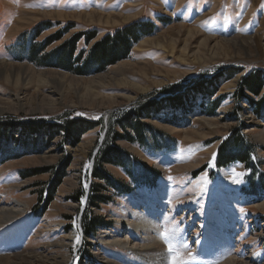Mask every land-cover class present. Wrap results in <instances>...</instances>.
<instances>
[{
  "label": "rangeland",
  "instance_id": "374dc122",
  "mask_svg": "<svg viewBox=\"0 0 264 264\" xmlns=\"http://www.w3.org/2000/svg\"><path fill=\"white\" fill-rule=\"evenodd\" d=\"M90 10L128 19L105 25L75 17ZM141 20L148 22L147 34L130 47L126 58L110 65L103 60L99 66L88 60L84 75L46 65L58 64L57 53L74 41L81 67L104 35ZM186 28L198 32L187 42L190 56L203 51L206 38L211 39L206 49L214 40L253 41L254 53L239 57L207 53L202 62L191 58L182 62ZM90 34L93 38L87 40ZM148 39L156 43L138 47ZM44 56H49L45 63L36 61ZM2 59L79 79L119 72L129 77L131 85L109 82L98 91L124 103L122 107L74 104L49 113H0V207L14 202L27 206L15 222L0 228V257L15 260V255L54 252L62 264L64 260L100 264L94 254L99 250L124 264H141L133 253L103 246L100 235L112 236L118 229L124 238L130 231L118 227L113 218L127 216L123 210L134 211L133 202L149 197L163 210L157 218L161 237L168 238V243L162 238L168 264L177 255L187 264H220L231 256L240 264H264V146L256 139L264 133V119L253 113L250 103L264 96V85L258 96L245 87L250 73L264 81V0H0ZM132 83L147 90L142 92ZM34 86L30 84L19 96L30 94ZM16 93L12 84L0 79L1 102L12 104L11 95ZM128 97L134 99L127 102ZM139 105L143 110L137 122L154 129L144 131L146 145L131 129L117 126L126 125L125 119ZM63 121L92 125L79 129L77 135L51 125ZM111 124L112 142L105 148ZM125 135L133 141L121 138ZM231 136L247 142L249 152L240 139L227 144ZM112 145L126 154L122 159L128 164L122 159L115 165L101 163ZM221 147L223 157L246 151L248 160L215 167ZM94 171H101L109 181L94 179ZM14 185L17 188L12 189ZM81 189L84 197L74 200ZM89 219L98 222L85 234L83 224ZM210 224H217L220 232L210 231ZM130 235L131 241L138 239ZM62 238L66 248L50 250Z\"/></svg>",
  "mask_w": 264,
  "mask_h": 264
},
{
  "label": "bare ground",
  "instance_id": "6f19581e",
  "mask_svg": "<svg viewBox=\"0 0 264 264\" xmlns=\"http://www.w3.org/2000/svg\"><path fill=\"white\" fill-rule=\"evenodd\" d=\"M58 15L60 17L62 16V14H58ZM76 15L75 17H77L78 19L83 17L90 21L96 20L99 23H104L105 25L116 24V22H119L117 21L118 19L121 20L128 19V17H122V15L120 14L115 15L113 13H107L103 15L101 14V12L96 13L93 10H90L88 13H84L83 15H77V16ZM181 27H178V31L181 30ZM197 33L198 32L195 28H188L186 30V37L183 45L184 47L179 57V59H181L182 62H186V61L188 62L187 58H191L192 60H195V62L197 61L202 62L203 59H205L207 53L212 55L224 56L225 53L227 52L230 54H234L235 56L238 57L244 55H251L254 53V52L251 53L252 52L251 49L254 48L252 44L253 41H250L251 43H245L244 40L241 41L237 37L231 40H221V39L214 40L213 46H211L210 48L208 47L209 49L208 48L206 49V43L211 40L210 38H206L202 40L205 47L203 51L201 52L198 50L196 51L195 54H192V56H190L186 52L187 49L186 46L188 45L187 42L189 41V38L193 37ZM150 40L151 39L141 41L138 47L143 48V46H146L148 44L156 43V42L151 43ZM173 42L174 41H171L170 43L172 44ZM158 45L160 46L159 43ZM172 46L173 45H171V51L173 50ZM224 47L228 48L230 51L227 50L223 51L225 50ZM231 48L233 49V51L231 50ZM127 66H131V65H126V67ZM118 73L119 72H114L112 73L113 75L111 76L110 74H104V75L98 74L93 77L79 79V78L67 76L66 74L60 72L42 71V70L37 71L29 67L28 65L21 63H14L2 59L0 60V79L3 80V82L6 84H12L14 88L17 90V93L11 95V97L14 99L13 103L11 102L12 104H6L4 102H1L0 100V113H4L5 111L7 112L13 111L16 113L21 112L25 114L34 113V112L49 113L53 110L55 111V109L58 106L65 107L66 109H68L72 107L74 104H78L79 106L87 105V104L88 105L95 104L99 107L103 106V104H107L108 105L107 109H111V107L112 106L114 107L115 106L114 104L117 103L116 107H122L124 106V103H120L119 101H116V99L106 98L102 96V93L101 94H99L100 92L98 93V91L103 87H105L104 85L108 84L109 82L113 84L118 83L123 86L131 85L129 84L131 82L129 80V77L126 78L122 74L119 75ZM141 75H143V73ZM113 76L114 77L117 76V77L114 78ZM127 80H129V83L127 82ZM33 83L35 84L34 86L35 90L30 94L24 93L20 97L19 95H21L24 91H27L28 86ZM78 84H85V86L80 88L79 86H77ZM132 86L138 90H141L142 92H145L147 90L146 88L142 89L139 86L141 88L140 89L137 87V85L136 86L133 85V83ZM44 88L50 89L51 92H45ZM133 99H134L133 97H128L126 101L130 102ZM96 101H98V103H96ZM256 139L258 140V142H260V144L264 146V133L260 134L259 136H256ZM68 186L69 189L73 188V184L71 183ZM11 188L15 189L17 188V186L14 185L11 186ZM133 203H134L133 206L135 207L134 211H129L128 213L127 211L124 210L122 211L124 214H126L129 217V219L127 218V216L123 217L121 215L113 218L115 221L117 220V222L115 223L118 227H121L122 230L123 229L125 230V228L127 227V230L125 231L127 232L130 231V233H125L123 238V236L119 237L118 232L120 230L118 229H115L114 234H112V236H107L104 234L105 232H102V234L104 235H100L101 244L106 247H117L120 250H124L125 252L133 253L134 255L137 256V258L139 259V263L141 264H168L169 256L167 250L164 247V242L161 237V229L160 226L158 225V218H157L161 215L163 211V210L161 211L162 207L161 206L156 207L157 204H155L153 200H150L149 197L139 198L137 201ZM26 209H27L26 205L15 202L11 206L0 207V228L15 222L18 219V217H20L27 211ZM209 227L211 228L210 231L214 230L216 233L220 232V228L217 229L218 227L217 224H210ZM228 230L229 228L227 229V231ZM227 231L226 233L229 236L230 233H228L229 231L228 232ZM130 234H133L134 237L136 236L138 239L131 241ZM173 236L176 237L177 235L175 234ZM170 241L173 240L170 239ZM64 242L66 241L65 239L62 238V241L60 243L52 244L50 250L51 249L54 250L57 248L65 249L67 243ZM97 252L100 253L99 250H97ZM97 252L94 254L96 258L100 261V264H124L120 261H116L112 259V257L109 258V256H104V255L102 256V253L97 254ZM52 254L49 255L44 253L36 254V255H32L29 253L24 255L20 254L14 256L15 260H11L8 257H0V264H62L61 262H59L58 259H56L59 255H54V254L52 255ZM231 257L225 259L220 264H240L236 262L237 260H234ZM64 264H66L65 260H64Z\"/></svg>",
  "mask_w": 264,
  "mask_h": 264
},
{
  "label": "trees",
  "instance_id": "16d2710c",
  "mask_svg": "<svg viewBox=\"0 0 264 264\" xmlns=\"http://www.w3.org/2000/svg\"><path fill=\"white\" fill-rule=\"evenodd\" d=\"M147 23L148 22L146 20L133 22L130 25H128L127 27L116 29V30L112 31L111 33L104 35V37L100 40V42H98L89 51L90 53L87 56V61H86L87 63L83 62L81 64V67L80 66L77 67L78 64L76 63V61L78 60L80 62L79 59L81 57H79L80 54L78 55V57H76L74 54L75 53L74 41L68 44L66 51L63 50L65 53L63 51L58 52L59 54L56 52L57 55H59L58 58H56V60L58 61V64H56V65L46 64V65L51 66V67L52 66L60 67L62 69L71 71L72 73L84 75V74H86L88 60L89 61L93 60L95 63H97V66H99L98 64H100L103 60H105V63L108 65L113 64L114 62H116L122 58H126L125 53L126 52L128 53L130 47H132L136 43H138L140 38L147 34V28H148V26L146 25ZM90 38L91 39L93 38V36H91V34L87 38V40H90ZM43 46H45V45L43 44ZM43 46H42V48H43ZM74 56H75V58H74ZM48 57L49 56L37 58L36 61L43 64L47 61ZM263 83H264V81L262 80L261 76H259V75L252 76V73H250L248 76H246V79H245V87L253 96H258L260 94L261 89L264 85ZM242 98H243V96L240 93V99H242ZM238 99H239V97H238ZM250 103L252 104V106L254 108L253 113H255L260 118L264 119V96L263 97L261 96V98L258 101L253 100ZM250 103H249V105H251ZM140 106L141 105H139V108H134V110L131 111L132 114H130L128 116V119H125L126 125L119 122L117 126L124 129L125 131L128 128L131 129V131H134L136 133V135L139 137L140 140L143 139L142 145H146L147 143H145V132L144 131L146 130L147 132H149V131L154 132V129L151 128L149 125H145L143 123L141 124V123L137 122L138 119L140 118V114H138V113L143 110V109L140 110V108H142ZM136 107H138V106H136ZM133 120H135V122H133ZM54 124L58 130L61 129L62 131H65L67 128H69V129H71V132L76 134V135L80 134V132H78L79 129L81 131V129H85L86 126L92 125V123H88L85 121H82V122L78 121L77 123L76 122H66L65 123V121H63L62 124H59L57 122L56 123L51 122V125H54ZM110 127H111L110 128V130H111L110 134L106 138L105 142L103 143L105 148L107 146H109L112 142V139H111L112 137H110V135L112 134L114 124ZM157 134H159V133H157ZM115 136L118 137L117 134ZM121 138L127 139L128 142L133 141V138L130 136L125 135V137H121ZM233 139H234V136H231L230 138H228L226 140V143L230 142ZM237 139L242 140V142H241L242 146H245L246 147L245 149H248V152H249V149L251 148L250 145L247 142L243 141L242 138H237ZM237 139H235L233 141L235 142ZM240 140H239V142H240ZM223 147H221V149H220L221 151L219 152L220 157L218 156V158L214 161L215 167L226 166L232 160H236V161H239L241 163H246V161L248 160L246 158L247 156H245L248 153L246 151L245 152L238 151L237 154L231 156L232 158L230 157L231 159L228 157H223L224 156L223 155V149H224ZM242 150H243V147H242ZM250 151H252V150H250ZM121 153H123V152H121L118 147H115L112 145L110 152L108 153V155L103 157L101 163H110L113 165L120 164L121 159L123 157H126V154L124 156ZM110 157H114L115 160L110 158ZM129 158H131L132 161H136L135 159H133V157H129ZM122 160L124 161V163H123L124 165L128 164V160H125V159H122ZM93 178L96 180H99V181H104V182H108L109 181L108 179H110L106 175H102L101 171L100 172L94 171ZM52 189H53V187H52ZM84 195H85V193L81 189V191H79L77 193V197H75L74 200L80 201L84 197ZM90 199H92V195H88L87 201L90 202L91 201ZM93 199H94V197H93ZM90 204H91V202H90ZM33 214H34V210H33ZM97 222L98 221L95 219H89L88 221H85L83 224L84 233L88 234L90 232V230H92V226L94 224H97Z\"/></svg>",
  "mask_w": 264,
  "mask_h": 264
},
{
  "label": "snow or ice",
  "instance_id": "6c2138e0",
  "mask_svg": "<svg viewBox=\"0 0 264 264\" xmlns=\"http://www.w3.org/2000/svg\"><path fill=\"white\" fill-rule=\"evenodd\" d=\"M233 175H239L237 173H235V170H233ZM241 211H243V209H241ZM162 238L165 240L166 243H168V238L166 235H162ZM77 243H79V238H77ZM173 251V249L171 248V246H169V252L171 253ZM171 264H187V261H184L182 259L179 258V256H173L172 260H171Z\"/></svg>",
  "mask_w": 264,
  "mask_h": 264
}]
</instances>
